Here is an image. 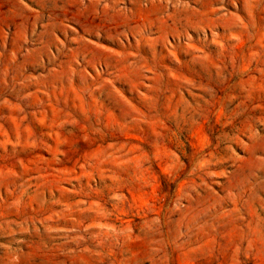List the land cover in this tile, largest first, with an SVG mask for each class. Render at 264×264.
<instances>
[{
    "label": "rangeland",
    "instance_id": "1",
    "mask_svg": "<svg viewBox=\"0 0 264 264\" xmlns=\"http://www.w3.org/2000/svg\"><path fill=\"white\" fill-rule=\"evenodd\" d=\"M0 264H264V0H0Z\"/></svg>",
    "mask_w": 264,
    "mask_h": 264
}]
</instances>
